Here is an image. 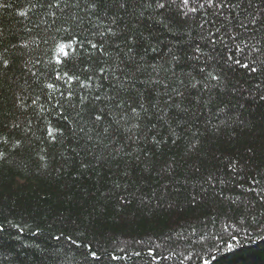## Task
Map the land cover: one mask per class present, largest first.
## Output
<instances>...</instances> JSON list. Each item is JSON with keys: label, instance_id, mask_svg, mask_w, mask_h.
I'll use <instances>...</instances> for the list:
<instances>
[{"label": "trees", "instance_id": "1", "mask_svg": "<svg viewBox=\"0 0 264 264\" xmlns=\"http://www.w3.org/2000/svg\"><path fill=\"white\" fill-rule=\"evenodd\" d=\"M0 264H264V0H0Z\"/></svg>", "mask_w": 264, "mask_h": 264}, {"label": "snow or ice", "instance_id": "2", "mask_svg": "<svg viewBox=\"0 0 264 264\" xmlns=\"http://www.w3.org/2000/svg\"><path fill=\"white\" fill-rule=\"evenodd\" d=\"M92 255L94 256V255H95V253H92Z\"/></svg>", "mask_w": 264, "mask_h": 264}]
</instances>
